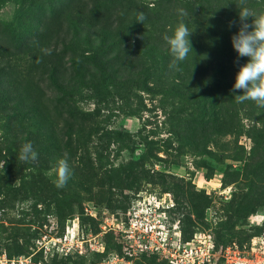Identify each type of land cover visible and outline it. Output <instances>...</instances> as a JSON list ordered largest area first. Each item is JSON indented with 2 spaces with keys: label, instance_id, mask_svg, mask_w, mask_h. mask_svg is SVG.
Masks as SVG:
<instances>
[{
  "label": "rangeland",
  "instance_id": "374dc122",
  "mask_svg": "<svg viewBox=\"0 0 264 264\" xmlns=\"http://www.w3.org/2000/svg\"><path fill=\"white\" fill-rule=\"evenodd\" d=\"M50 1L0 0V22L20 31L24 10ZM165 85L175 91L133 97L134 113L108 105L96 124L112 139L72 140L63 188L13 172L0 129V264H264V108L248 100L234 115L217 75L181 95ZM173 104L179 121L162 113Z\"/></svg>",
  "mask_w": 264,
  "mask_h": 264
},
{
  "label": "trees",
  "instance_id": "16d2710c",
  "mask_svg": "<svg viewBox=\"0 0 264 264\" xmlns=\"http://www.w3.org/2000/svg\"><path fill=\"white\" fill-rule=\"evenodd\" d=\"M238 2L52 0L46 13L41 5L26 8L20 31L0 22V129L12 145L7 153L18 159L13 172L21 178L30 176L32 186L41 191L50 190L55 185L45 171L74 151L72 140L112 139L103 128L108 105L119 104L134 113L139 103L131 107L133 97L153 93L154 85L161 95L175 91L165 85L168 81L178 86L181 95L205 74L217 75L234 115L240 108L246 111V101L238 103L235 98L242 92H233L239 66L234 63L238 57L231 36L239 27ZM247 2L255 8L261 3ZM180 9L187 12L189 30L194 29L189 37L194 52L178 63L177 70L170 67L173 58L163 37L174 31ZM140 12L145 16L143 24L134 20ZM42 49L51 52L46 55ZM144 58L155 60V66H147ZM154 69L157 76L150 79ZM82 104L90 109L81 108ZM162 113L173 122L181 120L186 110L173 104ZM29 141L38 158L26 163L19 152Z\"/></svg>",
  "mask_w": 264,
  "mask_h": 264
},
{
  "label": "clouds",
  "instance_id": "9594fccd",
  "mask_svg": "<svg viewBox=\"0 0 264 264\" xmlns=\"http://www.w3.org/2000/svg\"><path fill=\"white\" fill-rule=\"evenodd\" d=\"M236 6L239 27L237 32L231 36V43L238 57L234 63L239 67L235 75L233 92H242V94L235 96L238 103L251 100L259 107L264 108V11L257 12L248 7L247 0H239ZM179 14L181 19L172 34H166L163 37L173 58L170 67L177 70L178 63L186 60L190 51L194 52L189 39L194 29L189 30L185 22L184 18L187 16V12L180 9ZM249 18H251V23H249ZM144 19V14L140 12L134 20L143 24ZM231 23H235V21L230 22V26ZM42 51L46 55L51 52L50 49H42ZM239 57H247L248 59L241 64ZM37 158L38 153L30 141L21 145L19 159L22 162H35ZM5 163V159L0 160V171L3 170ZM53 172L56 177L55 186L57 188L65 187L71 175L66 154L64 158L57 160Z\"/></svg>",
  "mask_w": 264,
  "mask_h": 264
},
{
  "label": "built area",
  "instance_id": "2783aa9c",
  "mask_svg": "<svg viewBox=\"0 0 264 264\" xmlns=\"http://www.w3.org/2000/svg\"><path fill=\"white\" fill-rule=\"evenodd\" d=\"M166 244L167 243H162V246L164 247ZM190 258L193 259L194 256H193V258L192 257H190ZM238 259H239V263L240 264H245L246 263V260L243 257H238Z\"/></svg>",
  "mask_w": 264,
  "mask_h": 264
}]
</instances>
